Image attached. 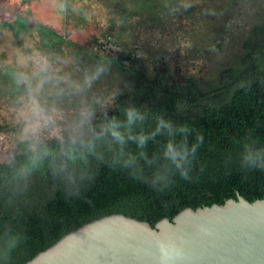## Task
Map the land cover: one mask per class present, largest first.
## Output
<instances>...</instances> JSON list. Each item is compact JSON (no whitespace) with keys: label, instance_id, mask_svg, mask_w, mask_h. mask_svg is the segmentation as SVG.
Instances as JSON below:
<instances>
[{"label":"trees","instance_id":"trees-1","mask_svg":"<svg viewBox=\"0 0 264 264\" xmlns=\"http://www.w3.org/2000/svg\"><path fill=\"white\" fill-rule=\"evenodd\" d=\"M15 35L34 28L52 48V28L0 4ZM208 40L196 75L148 67L141 56L91 55L118 91L80 131L40 141L67 173L57 180L47 161L27 179L19 169L30 155L18 143L0 161V264H25L76 229L121 214L152 227L180 211L223 205L238 196L264 198V12L241 31ZM86 51L77 46L75 53ZM18 70L0 71V94H22ZM112 86V85H111ZM134 108L131 122L126 110ZM116 117L122 139L105 118ZM75 139V144L72 143ZM71 151L75 157L61 156ZM247 157V159H246ZM253 165H256L255 167Z\"/></svg>","mask_w":264,"mask_h":264},{"label":"rangeland","instance_id":"rangeland-1","mask_svg":"<svg viewBox=\"0 0 264 264\" xmlns=\"http://www.w3.org/2000/svg\"><path fill=\"white\" fill-rule=\"evenodd\" d=\"M189 2L191 7L185 10L180 0H0L61 37L48 48L34 28L15 35L9 28L12 17L0 10V71L10 67L31 74L35 53L47 57L50 65V79L40 96L54 120L31 139L39 143L80 131L85 122L81 112L112 104L116 85L104 73L90 74L84 67L92 54L106 58L134 53L148 67L176 69V77L196 75L205 67L196 56H204L208 40L218 32L241 31L264 12V0ZM70 42L86 51L76 56ZM24 94H0V161L9 160L18 143H28L22 142L28 127Z\"/></svg>","mask_w":264,"mask_h":264},{"label":"water","instance_id":"water-1","mask_svg":"<svg viewBox=\"0 0 264 264\" xmlns=\"http://www.w3.org/2000/svg\"><path fill=\"white\" fill-rule=\"evenodd\" d=\"M25 264H264V198L186 208L153 227L121 214L88 223Z\"/></svg>","mask_w":264,"mask_h":264},{"label":"clouds","instance_id":"clouds-1","mask_svg":"<svg viewBox=\"0 0 264 264\" xmlns=\"http://www.w3.org/2000/svg\"><path fill=\"white\" fill-rule=\"evenodd\" d=\"M180 7L186 10L191 7V3L189 0H180ZM30 59L32 60L33 64V70L31 74L24 71H18L14 77L16 84L24 88L25 94L22 100L25 105V110L23 115L28 123V127L23 134L22 142H28L30 152L27 162L20 167L19 174L21 179H27L31 176L32 172L36 168L43 166L47 161L49 175L55 181L60 178L62 174L67 173L66 162L61 160L59 163H57L53 153L48 151L46 148L39 147L38 143L31 139L38 134L42 127L47 126L54 120V116L50 114L49 108L42 101L40 96L45 83H47L50 79L48 76L50 65L47 57L40 53H35ZM86 83L90 86L91 80H87ZM93 115L94 113L91 111L81 112V116L83 117L82 122H90ZM126 115L128 122L130 123L134 115H136L135 109L128 108L126 110ZM105 118L107 119L108 125L111 129V134L118 139H122L119 132L116 131L118 127L117 118H107L106 113ZM75 142V139H73L72 143L75 144ZM60 155H66L68 160L74 161L75 159L73 153L70 150L67 153L62 151ZM253 166L255 167L256 165ZM258 167L264 171V164L258 165Z\"/></svg>","mask_w":264,"mask_h":264},{"label":"flooded vegetation","instance_id":"flooded-vegetation-1","mask_svg":"<svg viewBox=\"0 0 264 264\" xmlns=\"http://www.w3.org/2000/svg\"><path fill=\"white\" fill-rule=\"evenodd\" d=\"M66 46V45H65ZM70 46H72L73 47V49H72V52L76 55V56H79L80 54H82V53H80L79 55H77L76 53H75V49L77 48V46H81V45H77V44H75V43H72V42H70V43H68V47H70ZM114 58L115 57H117V56H113ZM86 69H88V73H90V74H96V72H97V67H96V64H93L92 62H91V59L87 62V64H86V66H84ZM96 69V70H95ZM167 68H163L162 69V73H166L167 72ZM172 72H173V74L174 75H176L177 73H178V71L176 70V69H172ZM179 76V81L182 79V76L181 75H178ZM57 88H60V87H62L60 84H58L57 86H56ZM99 109H101V110H106V107L104 106V107H99L97 110H99ZM94 113V115L92 116V118H94V116H95V112H93Z\"/></svg>","mask_w":264,"mask_h":264}]
</instances>
